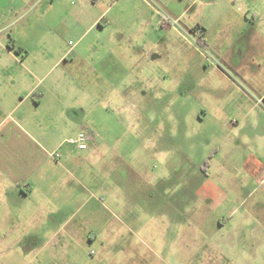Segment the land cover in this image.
<instances>
[{
  "label": "rangeland",
  "instance_id": "1",
  "mask_svg": "<svg viewBox=\"0 0 264 264\" xmlns=\"http://www.w3.org/2000/svg\"><path fill=\"white\" fill-rule=\"evenodd\" d=\"M93 4L109 7L104 27L71 14L62 30L64 11L48 25L38 6L26 31L60 88L48 107L66 111L42 131L97 146L62 159L45 206L75 233L32 264H264V0ZM27 206L0 204V218L43 215ZM18 238L0 226V264H31Z\"/></svg>",
  "mask_w": 264,
  "mask_h": 264
},
{
  "label": "crops",
  "instance_id": "2",
  "mask_svg": "<svg viewBox=\"0 0 264 264\" xmlns=\"http://www.w3.org/2000/svg\"><path fill=\"white\" fill-rule=\"evenodd\" d=\"M68 1L0 0V204L30 206L32 203L39 212H43V215H38L35 211H14L8 207L7 217L0 218V226L10 235L19 234L20 238L13 241L15 248L24 242L25 251L26 247L34 249L29 253V257L32 256L29 258L31 264L39 261L41 251L46 249L47 243L51 245L52 256L55 257L61 243L60 237L75 233L69 230L71 217L58 225L60 215L52 213L50 206H45L52 203L47 193L51 189L53 191L57 184V174L64 167L62 159L67 157L69 161H78L80 152H95L97 148L94 141H89L88 149L80 150L75 146V149L67 148L66 154L62 155L68 140L56 141V137H50L46 131H42L43 124L48 121L63 120L66 111L63 106H59V102H53L52 105H56L53 109L48 107V93L60 88L45 84V72L50 59L48 51L28 45L30 37H27L26 31L31 29L32 13L40 6L41 21L45 20L49 25V10L57 9L64 11V15L58 20L61 24L58 26L62 30L66 28L63 25L64 16L71 14H76L89 29H93L104 27L103 16L109 9L103 7L101 11L91 13L90 10L97 6L93 3H99V0H93V3L90 0H80L81 6L78 7H71ZM256 21L251 25L256 26ZM80 40L81 38L67 52H60L59 60L67 55L78 56ZM49 42H44L47 43L45 49L50 50ZM51 45V49L55 51L58 43L53 40ZM71 138L73 137L69 139ZM46 235L52 237L47 242Z\"/></svg>",
  "mask_w": 264,
  "mask_h": 264
},
{
  "label": "built area",
  "instance_id": "3",
  "mask_svg": "<svg viewBox=\"0 0 264 264\" xmlns=\"http://www.w3.org/2000/svg\"><path fill=\"white\" fill-rule=\"evenodd\" d=\"M67 143L77 146L80 150H86L89 146L87 136L84 133H80L77 137L69 139Z\"/></svg>",
  "mask_w": 264,
  "mask_h": 264
}]
</instances>
